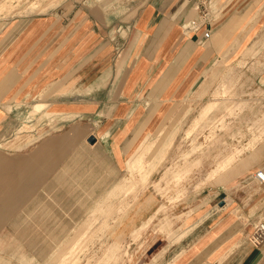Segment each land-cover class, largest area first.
I'll return each instance as SVG.
<instances>
[{
	"label": "rangeland",
	"instance_id": "rangeland-1",
	"mask_svg": "<svg viewBox=\"0 0 264 264\" xmlns=\"http://www.w3.org/2000/svg\"><path fill=\"white\" fill-rule=\"evenodd\" d=\"M67 1L0 0V32L54 12ZM113 9L106 12L119 13ZM255 24L253 33L224 39L219 56L191 93L163 103L165 116L155 119L156 128L130 137L122 143L125 149L112 140L106 149L90 146L92 136L95 141L101 137L99 126L100 132L118 121L109 111L98 108V116L77 117L70 115L71 103L55 111L49 102L37 116L29 108L25 117L23 102L4 104L11 116L0 134V157L14 172L0 178V198L9 186L13 189L5 195L22 197L18 182L29 177L27 161L39 160L30 178L40 179L35 189L29 185L20 207L5 205L0 220L4 262L29 264L12 255L20 250L34 258L30 264H51L68 242L78 241L88 244L77 264H104L107 247L115 243L121 246L118 264H159L204 234L219 218V208L230 207L239 192L255 188L251 176L263 167L247 169L264 159V23ZM151 114L139 123V131ZM147 136L164 141L152 161L143 159L153 170L144 185L142 173H132L128 161ZM133 180V190L121 187ZM109 205L113 211L108 216L98 210Z\"/></svg>",
	"mask_w": 264,
	"mask_h": 264
},
{
	"label": "crops",
	"instance_id": "crops-1",
	"mask_svg": "<svg viewBox=\"0 0 264 264\" xmlns=\"http://www.w3.org/2000/svg\"><path fill=\"white\" fill-rule=\"evenodd\" d=\"M115 7L119 13L106 12ZM192 21L198 28H187ZM258 22L264 23V0H70L21 27L14 23L0 32V134L11 116L4 104L23 102L27 117L34 104L50 102L62 111L67 101L77 117L98 116V108L117 117L100 132L98 127L101 137L90 146L106 149L108 142H121L120 150L136 133L156 128L166 102L191 93L224 39L253 33ZM26 165L29 177L23 182L29 189L31 160ZM260 167L264 159L247 172ZM0 168V178L12 177L5 157ZM251 178L255 188L239 192L230 207L219 208V218L204 234L159 264H264V243L255 247L250 241L264 220V183ZM8 189L2 196L13 187Z\"/></svg>",
	"mask_w": 264,
	"mask_h": 264
},
{
	"label": "bare ground",
	"instance_id": "bare-ground-1",
	"mask_svg": "<svg viewBox=\"0 0 264 264\" xmlns=\"http://www.w3.org/2000/svg\"><path fill=\"white\" fill-rule=\"evenodd\" d=\"M46 106H47V103L42 105V106H40L39 104H34L32 106V109H31L32 116H33V114H34V116H37L40 111L45 110ZM70 115L74 116V114H70ZM137 135L134 137L136 138ZM163 141L164 140H161V139L154 141L153 138L147 136V138L140 144V146H138V148H136V150L133 152V154L131 155V157L128 161V166H129V169L132 171V173H134L135 171H139L140 173H142L141 182L144 185L148 184L153 170H152V167L148 169L149 164L145 165L146 161L143 159L145 156H149L151 161H152V158L154 156L155 151L157 150V148L159 147V145ZM0 160H2L1 157H0ZM35 161H37V160L35 159ZM38 164H39V160L35 164L31 165V170L34 171V169L37 167ZM21 181H23V180L21 179L18 182L19 183L18 187L20 188V186H21V188L24 189L25 188V182H24V184H21ZM39 181H40V179H32V181H31L32 189H35V185H37ZM125 186L126 185L123 184V186H121V187L125 191H131L135 187V181L133 180V182L130 183L129 186H127L126 188H125ZM18 187H17V189H18ZM32 189H31V191H32ZM29 191H30L29 189H24L22 197L19 200L17 197L16 198H13L12 196L10 197V195L2 196L0 198V208H2V209H0V210H2L3 212H7V208H5V205H7V203H8L9 208L20 207L21 206L20 201L28 196V194L30 193ZM15 195H16V193H15ZM112 207H113L112 205H109V207L107 209H102L103 208V206H102L98 210H101L102 214L106 213V215L108 216L113 211ZM3 214L4 213H2L0 215V219L4 218ZM87 244H88V242H78V241L68 242L66 244V246L63 247L60 251H58L57 255L53 257L52 261H54V263H51V264H77V263H79L82 260L81 254L84 252L85 245H87ZM120 248H121V246L118 243H115V244L107 247V249H106L107 260L104 261V264H110L112 259L115 260V264H118V259L120 258ZM5 250H6L5 247L0 246L1 252L2 251L4 252ZM19 251L20 250H13L12 255L14 257H17L20 261L25 262V263L30 264L32 260L34 261L33 257H30V255H26L25 252H23V254H19ZM4 260H5L4 257L0 256V264H6L4 262ZM9 264H11V263H9Z\"/></svg>",
	"mask_w": 264,
	"mask_h": 264
},
{
	"label": "built area",
	"instance_id": "built-area-1",
	"mask_svg": "<svg viewBox=\"0 0 264 264\" xmlns=\"http://www.w3.org/2000/svg\"><path fill=\"white\" fill-rule=\"evenodd\" d=\"M188 29L198 28V23L196 21H192L187 25ZM211 35L210 31H206L204 36L205 38H209ZM254 178L257 179L259 183H264V169L260 168L254 172ZM250 241L255 247H259L264 243V220L259 221L253 233L250 235Z\"/></svg>",
	"mask_w": 264,
	"mask_h": 264
},
{
	"label": "water",
	"instance_id": "water-1",
	"mask_svg": "<svg viewBox=\"0 0 264 264\" xmlns=\"http://www.w3.org/2000/svg\"><path fill=\"white\" fill-rule=\"evenodd\" d=\"M90 141L95 142V137H92Z\"/></svg>",
	"mask_w": 264,
	"mask_h": 264
}]
</instances>
